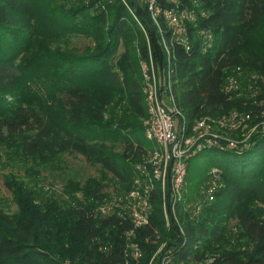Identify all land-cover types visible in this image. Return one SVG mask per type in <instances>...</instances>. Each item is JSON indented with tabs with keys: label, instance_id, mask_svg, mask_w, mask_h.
Here are the masks:
<instances>
[{
	"label": "trees",
	"instance_id": "16d2710c",
	"mask_svg": "<svg viewBox=\"0 0 264 264\" xmlns=\"http://www.w3.org/2000/svg\"><path fill=\"white\" fill-rule=\"evenodd\" d=\"M58 1L0 0V149L7 151L10 161L16 158L23 164L79 155L112 175L115 189L123 190L116 191L123 200L132 188L134 168L151 142L141 121L147 118V104L140 61L148 57V47L141 42L139 25L148 32L158 61L160 49L132 0H90L73 16V10L62 9L58 24L72 36L90 38L95 51L47 49L42 53L47 55L45 67L35 65L25 56L34 46L41 9ZM156 4L194 17L184 21L189 24L188 45L175 42L170 64L172 92L187 130L199 119L235 110L252 113L253 126L263 121L264 81L260 80L255 99H250L254 90L248 86L240 98L224 88L237 68L246 76L264 79V0H157ZM141 6L149 18L147 5ZM160 20L172 46V31L163 16ZM66 30L59 27L56 37H65ZM131 36L139 42L138 73L132 41L127 40L125 53L118 54ZM209 150L235 156L205 178L220 185L213 191L214 200L202 195L198 184L200 210L186 207L195 200L185 194L175 207L181 225L171 214L167 228L157 185L150 198V222L135 230L144 256L129 264H148L162 244L173 255L172 264H264V131L252 133L244 146L208 147L193 157ZM93 185L77 187L69 199L57 202L52 194L39 191L37 182L19 187L8 179L17 210L0 214V264H126V233L133 224L120 216V205L103 215L99 205L108 195L91 193ZM178 233L182 241L176 244Z\"/></svg>",
	"mask_w": 264,
	"mask_h": 264
},
{
	"label": "rangeland",
	"instance_id": "374dc122",
	"mask_svg": "<svg viewBox=\"0 0 264 264\" xmlns=\"http://www.w3.org/2000/svg\"><path fill=\"white\" fill-rule=\"evenodd\" d=\"M62 1V2H60ZM58 1L57 5H54L50 8L42 7L40 14V26L37 28V32L35 35L36 39L34 42V46L32 49H30L25 58L30 57L32 58L35 65H40L45 67V59L47 58L46 54L44 53V50H51V53L62 51L65 49V51L69 52H80L85 53L87 49H90V52L95 51V44L90 38H87L83 35H76L72 36L66 28H64L63 24H58V21H61L60 19V11L64 9V11L73 10L70 16H73L76 14V10L83 9V7H87L90 5V0H60ZM140 6L145 5V3L138 0ZM64 6V7H63ZM142 7V6H141ZM147 7V6H146ZM93 12V11H91ZM150 12V10H149ZM68 13V12H67ZM88 14V13H87ZM150 14V13H149ZM109 16L111 14H108ZM178 21H185V19H189V16H182V14L176 13ZM149 21L152 24H155V22L152 19V15L150 14V17L148 18ZM194 19H190L189 21H193ZM175 23V21H172ZM112 21H108L107 27L111 25ZM164 23L168 30H172L171 24L166 23L164 20ZM182 24V23H181ZM156 25V24H155ZM187 25H183V28H186ZM59 27L63 28L68 32V34L65 37H56V31L59 29ZM139 27L143 31V37L141 42H145L148 47V57L147 58H141L140 65H141V74L143 76V89L144 94L146 96V104L148 108L147 98L148 94H146L147 86H146V80L144 77V71L142 67V63L144 61L149 60V51L152 53V57L154 60V63L158 66V70L156 71L157 77L159 79V69L162 71H165L166 68L164 66L165 60L167 63V54L165 52L164 44H163V38H162V32L164 31V27L162 26V23L160 22V25L157 26L158 32L160 34V39H158V49H160V59L159 61L156 60L154 53L152 52V43L149 38V34L144 29L142 25H139ZM154 29V27H153ZM166 30V28H165ZM155 31V30H154ZM174 32V30H172ZM180 34V33H179ZM264 36L263 34H261ZM157 36V35H156ZM72 37V38H71ZM130 38L124 39L122 46L119 50L120 55L125 53V47L124 44L128 40L130 43L132 41V45L135 47V53H136V70L138 73L139 70V62H138V40L131 36ZM71 40V42H70ZM155 43V42H154ZM156 44V43H155ZM73 49V50H70ZM164 52L166 54V57L164 56ZM41 54L40 56L36 55ZM46 57V58H45ZM165 57V59H164ZM162 60V69L160 68V61ZM167 78V74H166ZM260 80L263 82L264 79H262L260 76L253 74L252 76H246L243 69L241 68V72L238 73V86L236 87L235 91L237 92V96L243 97L245 93V89L248 86L249 89H253L254 92L250 96V99H255L259 89L258 84ZM162 88V87H161ZM248 89V90H249ZM161 90V89H160ZM163 92V89L161 90ZM246 94V93H245ZM163 97H167V92L163 94ZM246 104V103H245ZM233 112L239 113L242 117H245L248 119L247 116L250 118L252 117V113H247L244 111H230L228 113H225L219 117H216L211 120L213 132L217 134H224L230 138V140H233L235 142L239 143H246L249 140L250 132L254 129L263 128L264 127V120L258 122L257 124H245V121L243 124L236 129H227L225 131L221 130L219 127V121L222 120L223 117L230 115ZM147 116H148V109H147ZM261 116V114H260ZM57 117V116H56ZM259 117V116H258ZM142 124H145V119L141 120ZM251 121V119H250ZM155 150H161L160 146L156 142H149L146 144V154L142 157V162L135 166L134 172L136 173V176L133 180V185L130 191H132L129 196H127L123 201L119 197V194L123 193V190H121V187L119 186L117 189H115V186L113 185L115 183V180H113L112 175L107 173L104 169L101 168L99 165H91L85 161L81 156L74 155V154H63L57 157L56 159L47 161V164H45L46 161L40 160L35 162V164H23L19 160L10 159L6 155L7 151L5 149H0L2 151L0 153V214L4 213H12L17 210V206L15 204V197L12 194V191L9 190V188L6 186V181L9 179L11 183L18 184L19 187H25L26 184L29 183H35L37 182L39 186V191H42L43 193H49L52 194V196L56 199L57 202H62L63 200L66 201L69 199V193L73 190L79 187L80 189L84 186L89 185V183L94 184L91 188V193L93 191H99L101 194L108 195L107 199H103L102 203L99 205V209L103 207V209H106V207H113L122 205L124 209L127 211V213L131 214L134 210H140L143 208V201H144V195H145V187L151 184V180L153 181V186L151 187L152 190L156 189L157 185L160 186L161 192H162V199L164 204V217L166 221L167 228L170 227L172 224V217L170 216L172 214L173 220L175 221L174 217V203L173 201H170L168 196V185L166 184V188L163 187V184L160 181H157L153 179V152ZM117 152H119V148L116 149ZM235 156L234 154L230 152H219L215 150H209L206 152H203L199 154L196 157H193L189 159L188 161V175L187 180L185 182V186L181 194L183 197L185 194L191 195V197L195 200L193 203L189 204V207H194V210L198 208V211L200 210V192L201 194L208 197L210 201H213V191L214 194L216 193V190L220 187V185L216 182H214V179L210 178L207 181H205V178L211 173L218 172V166L221 165L222 162L231 160ZM140 165H144L146 168L139 167ZM15 177V178H14ZM139 183H137V180H139ZM26 183V184H25ZM141 183L143 185H141ZM200 185L199 187H196L197 185ZM199 189L196 191V188ZM119 189V191L116 193V191ZM138 193H140L143 196H139ZM164 193H165V199H164ZM104 195V196H105ZM118 195V196H116ZM78 196L81 198L83 197L82 194L78 193ZM124 197V196H123ZM168 197V200H167ZM105 198V197H104ZM185 199L182 198V201ZM122 201V202H121ZM128 205V206H126ZM108 208V209H109ZM149 208L150 201H149ZM114 211V209H113ZM177 213V212H176ZM151 215V210H150ZM177 223L178 225H181V223L178 220V214H177ZM233 225H236L235 221L231 222ZM232 225V226H233ZM181 227V226H179ZM182 228V227H181ZM165 248V244H162L161 247L157 249V251L154 252L153 256L160 252L162 248ZM152 256V257H153ZM151 257V259H152ZM150 259V260H151ZM149 260V262H150ZM148 262V263H149ZM156 264V263H154Z\"/></svg>",
	"mask_w": 264,
	"mask_h": 264
},
{
	"label": "built area",
	"instance_id": "2783aa9c",
	"mask_svg": "<svg viewBox=\"0 0 264 264\" xmlns=\"http://www.w3.org/2000/svg\"><path fill=\"white\" fill-rule=\"evenodd\" d=\"M140 1L147 5L148 10H150V14L152 15V19L157 26L160 25V17L163 16L166 23H170L172 30H174V32L169 30L172 31V46H170L162 32L163 44L167 54L166 73L159 69L160 74L158 79L156 74L158 66L154 63L151 51H149V60L144 61L142 67L147 86L146 94H148V116L144 121L145 135L149 141L153 143L156 142L161 149L153 152V179L160 181L164 188H166V184L168 185V196H170V201H173L174 210H176V205L182 202L183 198L181 192L183 191L186 182L188 159L208 147L223 148L225 146L226 148L233 149L238 148L239 146H244L246 143L242 144L235 142L230 140V138L224 134L214 133L211 125L212 119L210 118L197 120L191 130H187L183 116L175 103V98L172 92L170 68L172 55L171 49L175 42L185 46L188 45L187 30L183 28L184 21H178V19H176L177 12L174 10H162L159 8L156 4L157 0ZM181 14L184 17L188 15L190 19L194 18L191 13ZM172 21H175V23ZM240 72L241 68H237L235 75L229 76L228 82L224 88L226 92L235 91L238 86V73ZM161 87L163 92L160 90ZM165 92H167L166 98L163 97ZM247 117L248 119L242 117L237 112H233L219 121V127L223 131L239 128L244 121L245 124H249L251 118L249 116ZM258 130L264 131V127L252 130L250 135ZM224 143H226V145H224ZM172 160L173 164H171ZM139 167L146 168L144 165H140ZM150 180L151 184L145 187V195L143 196L138 193L139 196L144 197L142 209L134 210L129 214L124 207L120 205L121 203L119 204L123 210V214L121 213L120 216H124V219L131 221L133 224V229L126 233L128 239L125 249L126 264H129L131 260L139 262L144 256L142 246L135 241V230L147 226L150 222L151 209L149 208V201L153 191L151 189L153 181L152 179ZM139 181L140 179L137 180V183H139ZM141 185L143 184L141 183ZM131 193L132 191L129 192V194ZM129 194L127 196H129ZM127 196H125L124 199ZM114 207L116 206L110 208L106 207V209L101 207L99 211L103 215H109L110 213H113ZM173 214L176 219V212ZM179 232L183 234V228L179 227ZM164 249L165 248L163 247L160 252L156 253L148 264H172L173 255Z\"/></svg>",
	"mask_w": 264,
	"mask_h": 264
},
{
	"label": "water",
	"instance_id": "95a60500",
	"mask_svg": "<svg viewBox=\"0 0 264 264\" xmlns=\"http://www.w3.org/2000/svg\"><path fill=\"white\" fill-rule=\"evenodd\" d=\"M132 1L135 4V7H136L137 11L142 15V17L146 21L147 26H148V28H149V30H150V32L152 34V37L154 39V42L156 43V45H158V39H157L156 33H155V31H154V29L152 27L151 22L147 18L146 13L143 11V9L140 6L138 0H132ZM160 68L162 69V60L160 61ZM161 90H162V88H161ZM171 164H173V160H172ZM181 241H182V236H181L180 233H178V240L176 241V244H179Z\"/></svg>",
	"mask_w": 264,
	"mask_h": 264
}]
</instances>
